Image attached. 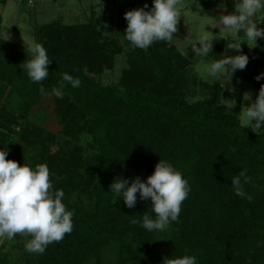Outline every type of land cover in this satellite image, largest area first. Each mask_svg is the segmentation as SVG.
<instances>
[{
  "label": "trees",
  "instance_id": "1",
  "mask_svg": "<svg viewBox=\"0 0 264 264\" xmlns=\"http://www.w3.org/2000/svg\"><path fill=\"white\" fill-rule=\"evenodd\" d=\"M114 4L119 22L102 14L86 24L64 25L56 20L38 28L36 41L52 61L49 76L37 88L13 84L8 100L14 113L6 118L11 117L14 137H21L20 127L28 132L23 150L26 160H31L27 166L33 170L39 164L48 166L53 191L65 194L62 203L73 190L79 194L76 207L69 210L73 212L70 234L48 245L42 255L25 250L31 237L17 235L21 256L12 262L9 253H0V264H91L100 262L114 242L121 253L116 264H157L161 253L167 259L195 256L196 264H264V125L258 134L242 125V104L232 110L223 103L225 85L219 79L212 84L200 81L209 95L191 102L189 95L196 94L189 88L192 62L170 42L157 41L142 50L126 40L132 51L122 78L118 83L98 82L91 72L114 70L116 57L124 52L125 12L145 4L150 11L153 0H114ZM0 53L9 55L7 62H21L20 67L32 58L25 48L1 37ZM242 53L247 55L245 43ZM237 54L228 48L217 51L215 60ZM248 71L247 64L244 70L228 73L236 83L246 79ZM63 73L81 81L78 88L65 84L64 101L57 111L61 109L70 123L65 129L69 135L91 127L90 145L95 151L90 159L95 166L87 177L76 160L72 169L44 162L47 153L42 145L52 134L38 126L27 127L31 109L43 96L39 89L50 92L59 87ZM261 73L258 69L251 73L258 90L264 78L255 77ZM1 110L7 109L1 105ZM0 116L5 117L1 112ZM160 159L172 164L190 185L178 221L170 223L166 248L157 231L142 226L144 213L155 219L151 200H141L137 193V204L130 209L123 196L109 187L120 177L131 182L139 176L146 181ZM245 169L251 181L243 188L251 200L236 195L231 185ZM133 219L139 223L133 224Z\"/></svg>",
  "mask_w": 264,
  "mask_h": 264
},
{
  "label": "clouds",
  "instance_id": "2",
  "mask_svg": "<svg viewBox=\"0 0 264 264\" xmlns=\"http://www.w3.org/2000/svg\"><path fill=\"white\" fill-rule=\"evenodd\" d=\"M183 7L184 0H153L150 11H146L147 4L142 8L126 11L125 39L132 46L142 50H147L157 41L171 42L174 34L178 32L177 25ZM220 7L227 10L224 4ZM261 12H264V0H238L234 5V12L220 15L219 23L211 25L213 28L220 27V30L229 32L235 42L227 43V47L238 54L208 65L209 76L216 77L225 71L234 74L237 70L246 69L249 57L242 53L243 43L238 38V34L243 31L244 39L254 42L255 45L257 38H264V28L258 27L255 19ZM259 20L264 22V15H261ZM214 38H210L208 31L201 34L196 43L191 45L195 56L207 57L212 51ZM247 45L250 49L255 47L251 43ZM30 51L32 58L22 63V67L31 81L39 83L49 76L48 66L52 61L48 57L47 50L40 43H34ZM180 54L188 56L186 49H180ZM261 78H264V73L255 77L257 81ZM66 83L73 88L81 85L79 78L63 73L59 87L52 89V93L57 98L63 99V88ZM39 91L45 94L43 87ZM243 99L251 101L252 94L245 92ZM240 120L244 127L248 128L251 125L250 129L256 134L262 130L264 85H261L256 99L250 103V106H243ZM7 155L8 151L0 150V239L12 240L17 235L31 237L25 243V250L42 255L48 245L62 241L66 234L72 232L73 212L67 210L62 203L65 195L63 190L53 191L50 170L46 164H39L33 170L27 165L20 166L16 161L6 159ZM246 172L247 169L234 176L231 185L236 195L251 200L252 197L243 188L244 184L251 181ZM109 187L116 196H123L125 205L130 209L137 204V193L141 200H151L155 219L144 213L142 223V226L150 232L165 231L171 222L178 221L181 205L190 191L188 180L172 164L161 159L146 181L141 180L139 176L131 182L120 177L114 178ZM132 223L136 224L139 221L133 219ZM163 264H196V257L168 258L164 259Z\"/></svg>",
  "mask_w": 264,
  "mask_h": 264
},
{
  "label": "rangeland",
  "instance_id": "3",
  "mask_svg": "<svg viewBox=\"0 0 264 264\" xmlns=\"http://www.w3.org/2000/svg\"><path fill=\"white\" fill-rule=\"evenodd\" d=\"M89 1L34 0L33 4H30L27 0L21 2L17 0H0V37L25 48L31 54V46L37 43L38 28H43L44 25L56 20L64 25H80L88 23L91 17L104 14L105 17L115 18L119 22L118 11L116 5L113 4L114 2L110 3V0H91L95 5H93L94 10L89 11ZM221 4L226 6V11L220 7ZM234 5L235 3L229 5L227 0H184L181 18L177 25L178 32L174 34V38L170 43H173L179 51L180 49H186L188 53L187 58L192 62V70H189V73H191L189 88L192 92H196V94L189 95L191 102L209 95V88L200 86V81L212 84L218 79L225 85L222 101L232 110H237L239 102L242 104V110L243 106H250V103L258 95L259 90L253 83L251 73L254 69H258L264 73V38H257L255 45L254 42H248L238 34V38L243 40L242 42L246 45L247 56L249 57V71L246 79H239L235 83L228 71L220 73L216 77H211L207 74L208 65L217 61L215 60L217 51H225V49H228L227 43L235 42L229 32L223 29L220 30V27L213 28L211 26L214 23H219L220 15L234 12ZM261 15H264V12L258 13L255 19L258 27L264 28V22L259 20ZM205 31H208L210 38L215 37L212 41V51L207 57L195 56L191 45L196 43L200 35ZM125 41V38L121 40L124 52L116 57L114 70H104L101 73L91 72V74L96 76L98 82L118 83L122 78L124 70L128 68V54L132 51L131 45ZM249 43L255 47L250 49L247 45ZM199 46L197 43V47ZM8 60L9 55L0 53V112L5 115V117L0 116V150L8 151L6 159L14 160L20 166H23L31 164L29 162L31 160H26L23 155L24 138L27 137L28 132L23 131V128L20 127L18 130L22 133L21 137H14L12 135L10 120H8L11 117L6 118V114H13L14 109L9 105L8 98L14 91V82L15 85L18 84L21 87L27 88H37L39 83L31 81L26 70L20 67L21 62L19 63L18 60L13 61L11 59L7 62ZM85 72H88V70H85ZM193 78H196V84L193 83ZM245 92L252 94L251 101L243 99ZM63 101L64 98H57L52 91L45 92L41 101L31 109L29 119L27 120V125L29 126L27 127L32 129L34 126H38L52 134V137L42 145L47 153L43 160L44 162L50 160L53 165H59L60 168L72 169L76 165L74 164V160H76L78 164L76 167L79 171H86L85 177H87L94 170L95 166L90 159V155L95 151L90 145L93 142V133L91 132V127H87V129L89 128L87 131H82L78 135H69V132L65 131L70 126V123L65 120V115L61 109L60 112L57 111L58 104H61ZM1 105H4L7 109L4 113L1 110ZM249 126L251 127V125ZM20 139L23 141H20ZM73 152H78L75 157H73ZM96 178H98V175ZM91 188L93 187L91 186ZM78 194L79 190H73L69 194H66L67 199L63 200V203L67 210H72L76 207ZM81 196L82 199H86L83 194ZM170 231V226L165 231H157L163 245L168 240ZM163 247L166 248V245ZM21 251L22 249L17 245L15 237L12 240L7 238L0 239V253H9V258H11L12 262H15L16 257L21 256ZM119 251V245L114 242L106 248L100 262L94 260L91 264H116V262L120 261L121 253ZM160 256L163 258L159 263L156 262L157 264H163L164 259L167 260L163 253Z\"/></svg>",
  "mask_w": 264,
  "mask_h": 264
},
{
  "label": "crops",
  "instance_id": "4",
  "mask_svg": "<svg viewBox=\"0 0 264 264\" xmlns=\"http://www.w3.org/2000/svg\"><path fill=\"white\" fill-rule=\"evenodd\" d=\"M114 2V0H110V3H113ZM238 2V0H233V2H232V0H227V3H229V5L231 4V3H237ZM114 4V3H113ZM93 5H95L94 4V2L92 1L91 2V0L89 1V11H92L94 8H93ZM220 12H224V11H220ZM263 26H264V24H263ZM244 32L243 31H241L240 33H239V36H241L242 38L244 37ZM241 41H243V40H241Z\"/></svg>",
  "mask_w": 264,
  "mask_h": 264
},
{
  "label": "built area",
  "instance_id": "5",
  "mask_svg": "<svg viewBox=\"0 0 264 264\" xmlns=\"http://www.w3.org/2000/svg\"><path fill=\"white\" fill-rule=\"evenodd\" d=\"M18 2H21V1H23V0H17ZM28 1V3H30V4H33V2H34V0H27Z\"/></svg>",
  "mask_w": 264,
  "mask_h": 264
}]
</instances>
